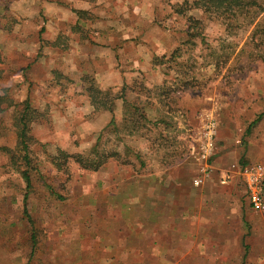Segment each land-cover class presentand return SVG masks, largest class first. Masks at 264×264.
I'll return each instance as SVG.
<instances>
[{
	"label": "rangeland",
	"instance_id": "374dc122",
	"mask_svg": "<svg viewBox=\"0 0 264 264\" xmlns=\"http://www.w3.org/2000/svg\"><path fill=\"white\" fill-rule=\"evenodd\" d=\"M32 1L44 8L55 0H0V264L192 262L183 250L193 244L229 250L205 252L199 263L224 255L264 264V209L246 212L242 198L206 200L207 184H193L208 117L217 124L215 165L253 162L250 143L254 153L264 149V13L257 29L228 35L194 0H146L145 20L172 33L176 44L162 61L140 67L159 74L124 79L127 104L117 106L119 92L111 78L94 76V62L49 55L51 46L39 41L42 11L23 12ZM189 18L200 20L194 31ZM72 64L77 75H66ZM89 86L107 93L109 118L102 117L106 107L91 102ZM24 113L29 166L18 145ZM95 144L101 154H116L97 171L62 156L91 159Z\"/></svg>",
	"mask_w": 264,
	"mask_h": 264
},
{
	"label": "crops",
	"instance_id": "0c3cea01",
	"mask_svg": "<svg viewBox=\"0 0 264 264\" xmlns=\"http://www.w3.org/2000/svg\"><path fill=\"white\" fill-rule=\"evenodd\" d=\"M32 2V6H25L23 12L27 11L25 14L27 17H39L42 11L45 16V21L42 23L45 34L39 41L44 46H51L49 55L52 53L51 57H56L66 52L64 56L70 61L94 62L96 66L94 76L111 78V87L114 92L115 89L116 92H120L126 83L124 79L130 81L141 71H145L147 76L153 72L159 74L161 71L159 69L142 70L140 67L142 64L152 65L154 57L165 55L176 44L172 33L162 29L153 20H145V14L141 11L140 5L146 3V0H61L60 2L55 0L53 3L44 5V8H40L39 4L36 5L35 1ZM66 46L68 49L64 51ZM39 62H43V59ZM69 71H72L71 75H77L73 64L72 68L65 72L66 75ZM114 101L117 106L121 103L120 99ZM85 107L90 109L91 106L87 103L84 104ZM109 115L108 111L102 113V117L109 118ZM262 136L264 142V135ZM249 145V156L253 158L251 163L264 164V149L256 148L257 151L254 153V144ZM210 164L212 173L211 179L205 183L207 184L206 193H208L206 200H236L237 202L242 198L246 201L244 205L246 212L251 211L245 189L237 173L238 169L246 164L231 163L224 166L215 165L212 161ZM226 172L230 173V180L226 185H220L219 178ZM215 180L220 185V190L212 193V185L216 184ZM183 251L191 252L188 258H191L192 262L180 261L170 264H238L239 262L238 260L230 261L229 258L221 255L213 256V259L203 256L206 262L199 263V259L205 252L227 253L228 247L224 245L193 244Z\"/></svg>",
	"mask_w": 264,
	"mask_h": 264
},
{
	"label": "trees",
	"instance_id": "16d2710c",
	"mask_svg": "<svg viewBox=\"0 0 264 264\" xmlns=\"http://www.w3.org/2000/svg\"><path fill=\"white\" fill-rule=\"evenodd\" d=\"M192 6L195 9L200 10L208 18L213 17L217 20H221V22L225 26V31L228 35L229 33H231V30L233 28L241 29V28H248V27L254 26V28L257 29L259 26L258 25L259 17L262 13H264V0H194L192 2ZM189 22H191L190 26L187 28L189 31L191 29L192 31H194L197 28V26L200 24V20H194L192 18H189ZM191 35L192 36L199 35L201 37V40H203V37H204L198 33L191 34ZM176 51L177 50L171 53V56H170L171 59H175L177 57ZM160 58L164 59L165 56L163 55ZM160 58L159 56L154 57L152 60L153 64L156 61H162ZM124 87L125 86H122L118 95H114V98H112V101L116 99H120V100H123L124 105L127 104V102L125 101L121 93ZM86 92L89 94V97L91 98V102L94 104V106H97L99 104L102 107H106V108H103L104 110L110 113L112 112L113 103L105 102V100H103L104 98H106L107 93L103 95L104 92H102L95 86H89L86 89ZM98 100L100 102H97ZM102 100L104 102H102ZM25 103L27 104V100L25 101ZM130 107L132 108L134 113L138 112V108L135 105L131 104ZM26 108H29V107L26 106ZM26 108H25V111H26ZM138 116L140 117V115ZM21 120H22V122H20L21 128L19 129V132H18V145L21 151L24 153V155L22 156L23 162L26 164V166H29L30 161H29V156L27 152L28 143L26 139L27 122L29 121V119H27V114L24 113V115L21 117ZM113 122H114V119L112 118L109 124H112ZM255 123L256 121L251 123L250 127ZM136 128H137V124L136 122H133L132 129L136 130ZM89 154L93 156L91 159L87 157H82L81 155L66 156L65 153H62V156L74 159L75 162L78 163L84 169L97 171L105 164L107 159H110L114 155H116L114 153H109V154L99 153L97 150L96 144L94 145L92 150L89 152ZM22 175L26 183V188H29L30 181H29L27 171L22 172Z\"/></svg>",
	"mask_w": 264,
	"mask_h": 264
},
{
	"label": "built area",
	"instance_id": "2783aa9c",
	"mask_svg": "<svg viewBox=\"0 0 264 264\" xmlns=\"http://www.w3.org/2000/svg\"><path fill=\"white\" fill-rule=\"evenodd\" d=\"M217 124L214 118L208 117L201 134V143L198 152V173L193 184L203 186L211 179L212 168L210 160L214 155ZM239 179L245 189L249 206L254 211L264 209V164L249 163L241 166L238 171ZM230 180V173L226 172L219 178L220 185H226Z\"/></svg>",
	"mask_w": 264,
	"mask_h": 264
}]
</instances>
